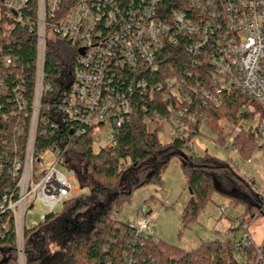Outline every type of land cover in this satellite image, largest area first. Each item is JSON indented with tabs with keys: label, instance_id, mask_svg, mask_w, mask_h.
I'll return each instance as SVG.
<instances>
[{
	"label": "built area",
	"instance_id": "built-area-1",
	"mask_svg": "<svg viewBox=\"0 0 264 264\" xmlns=\"http://www.w3.org/2000/svg\"><path fill=\"white\" fill-rule=\"evenodd\" d=\"M186 2L188 7L181 9L168 7L166 0H0V19L9 22V28L26 29L36 41L30 101L22 94L24 82L18 74L8 85L0 73V175L6 173L12 181L0 198V213L7 214L0 222V237L14 234L18 264H25L23 221L34 201L48 209L42 220L78 196L70 183L75 171L63 160L66 144L35 148L40 125L46 131L51 118L50 126L59 130L68 121L91 131L106 126L114 145L115 131L130 118L137 100L146 97L153 103L154 93H161L164 113H145L142 121L147 131L165 133L169 142L173 135L193 134V124L206 119L203 109L234 89L251 100L240 110L248 116L242 121L256 122L242 126L241 121L231 128L232 134L249 130L264 156V0ZM50 38L75 45L77 54L61 95L54 105L44 106L42 95L49 87L43 81V65ZM177 46L186 56L185 67L180 73L171 69V76L160 81L162 52ZM8 90L12 100L2 101ZM25 126L21 144L18 136ZM80 131L76 128V134ZM230 139L227 149L239 152L240 145ZM48 155L52 162L40 166ZM231 161L235 167L237 161ZM152 222L143 206L137 209L134 221H128L131 249L120 264H145L141 249ZM234 225L242 228L235 246L252 245L246 223ZM255 251L253 264H264L262 249Z\"/></svg>",
	"mask_w": 264,
	"mask_h": 264
},
{
	"label": "trees",
	"instance_id": "trees-1",
	"mask_svg": "<svg viewBox=\"0 0 264 264\" xmlns=\"http://www.w3.org/2000/svg\"><path fill=\"white\" fill-rule=\"evenodd\" d=\"M166 3L170 8L188 7L186 0H166ZM7 25L9 22L0 19V73L8 78V85L14 83V75L18 74L24 82L22 94L30 101L36 41L26 29L18 26L9 28ZM162 53L163 75L159 74L160 81L171 76V69L180 73L186 61L184 52L178 46L168 47ZM76 54L75 45L58 38L47 41L43 81L49 88L42 95V105H54L61 95L75 68ZM5 59H8L7 66ZM12 95V91L8 90L7 97L1 100H12ZM153 98V103L146 97L139 98L130 118L115 131V144L98 151L92 149V128L89 126H77L75 122L68 121L59 130L50 126L53 122L51 117L45 126L46 131H42L40 125L36 150L66 144L63 160L74 169L79 186L88 193L85 191L77 197L68 198L61 203L60 211L53 210L34 226L24 229L25 264H120L131 246L128 221L120 220L117 214L135 189L146 183L161 182V172L172 157H177L190 190L181 213L182 225H190L195 220L200 209L209 201L212 191L220 192L234 203H244L247 215L252 216L255 212L264 214V193L255 192L250 181L242 178L232 166L230 157L221 160L206 153L199 156L190 148L192 136L200 132L202 125L213 131L217 135V143L224 147L225 139L232 138L245 156L259 148L249 130L233 135L231 129L225 133L222 126L226 122L233 127L248 117L240 112L243 105L251 103L248 96L234 89L225 91L220 103H210L203 109L206 119L193 124V134L185 137L173 135L167 144L160 143L156 133L147 131L142 121L145 113L155 110L164 113L166 105L161 100V93H154ZM78 127L81 131L76 134ZM26 131L25 126L22 136H18L21 144ZM239 181L242 183L240 187ZM11 184L8 175L2 173L0 198L3 190ZM6 216L0 213V222ZM235 220L239 221V217ZM237 229L238 226L232 223L228 231L235 236ZM235 242L215 238L185 251L145 239V248L141 250L146 256L145 264H253L255 248L263 252L264 240L260 247L253 244L239 247L235 246ZM0 264H18L11 231L0 237Z\"/></svg>",
	"mask_w": 264,
	"mask_h": 264
},
{
	"label": "rangeland",
	"instance_id": "rangeland-1",
	"mask_svg": "<svg viewBox=\"0 0 264 264\" xmlns=\"http://www.w3.org/2000/svg\"><path fill=\"white\" fill-rule=\"evenodd\" d=\"M255 122L256 118H253L251 123L242 121L240 124L248 126L249 124L254 125ZM222 126L225 133H228L232 128V125L226 122H223ZM199 131L191 138L190 148L195 154L203 156L206 153L221 160L230 155L232 160L237 161L235 168L239 175L250 181L257 194L264 193V156L262 149L256 147L249 155L245 156L236 149H227L231 141L230 138L225 137L226 146L224 147L217 143V135L207 126L202 125ZM109 133L110 130L106 126L93 129L91 133L93 151L106 148L110 144ZM164 134L158 133L156 136L160 143L167 144L168 140ZM184 151L187 152V149ZM51 162L52 158L48 155L40 166L46 167ZM58 168L63 172L67 171L65 167L59 166ZM70 183L77 194L85 191L86 194L88 193L85 188L79 186L76 177H71ZM241 184L239 181V187ZM189 194L181 165L177 157H172L161 172V182L159 184L146 183L135 189L129 200L122 204L117 218L132 222L136 217L137 209L143 206L153 219L152 227L146 234L148 241L168 244L185 251L195 248L203 241H210L215 238L238 241L242 234V228L236 230L235 236L228 231V228L232 226V223L245 222L252 244L257 247L262 246L264 214L255 212L252 216L247 215L244 203H234L218 191H212L209 201L203 205L190 225H182L181 213L188 201ZM61 208L62 206L59 204L54 210L60 211ZM47 210L42 202L35 200L25 213L24 227L27 229L34 223H38ZM236 217H239V221L235 220ZM52 249L54 248L52 247Z\"/></svg>",
	"mask_w": 264,
	"mask_h": 264
},
{
	"label": "water",
	"instance_id": "water-1",
	"mask_svg": "<svg viewBox=\"0 0 264 264\" xmlns=\"http://www.w3.org/2000/svg\"><path fill=\"white\" fill-rule=\"evenodd\" d=\"M79 52H82V50H79ZM188 190H189V188H188ZM189 192H190V190H189Z\"/></svg>",
	"mask_w": 264,
	"mask_h": 264
},
{
	"label": "crops",
	"instance_id": "crops-1",
	"mask_svg": "<svg viewBox=\"0 0 264 264\" xmlns=\"http://www.w3.org/2000/svg\"><path fill=\"white\" fill-rule=\"evenodd\" d=\"M229 229V228H228Z\"/></svg>",
	"mask_w": 264,
	"mask_h": 264
}]
</instances>
